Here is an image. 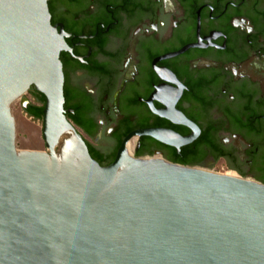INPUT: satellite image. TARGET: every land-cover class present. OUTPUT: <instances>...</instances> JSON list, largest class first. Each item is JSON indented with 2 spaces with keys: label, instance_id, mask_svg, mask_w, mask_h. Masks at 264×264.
<instances>
[{
  "label": "water",
  "instance_id": "1",
  "mask_svg": "<svg viewBox=\"0 0 264 264\" xmlns=\"http://www.w3.org/2000/svg\"><path fill=\"white\" fill-rule=\"evenodd\" d=\"M0 264H264V0H0Z\"/></svg>",
  "mask_w": 264,
  "mask_h": 264
},
{
  "label": "rangeland",
  "instance_id": "2",
  "mask_svg": "<svg viewBox=\"0 0 264 264\" xmlns=\"http://www.w3.org/2000/svg\"><path fill=\"white\" fill-rule=\"evenodd\" d=\"M213 172L226 174V175L229 173L228 168L223 161H219L216 163Z\"/></svg>",
  "mask_w": 264,
  "mask_h": 264
},
{
  "label": "flooded vegetation",
  "instance_id": "3",
  "mask_svg": "<svg viewBox=\"0 0 264 264\" xmlns=\"http://www.w3.org/2000/svg\"><path fill=\"white\" fill-rule=\"evenodd\" d=\"M74 127L76 128V130L80 133V135L83 137V139L86 141V143L88 144V145H91V146H95L88 138H86L85 136H84V134L82 133V131H81V129L79 128V126L78 125H74ZM137 152V149H136V145H135V142H134V150H133V155L135 154ZM224 163H225V165L227 166V162H226V160H222ZM228 168V167H227Z\"/></svg>",
  "mask_w": 264,
  "mask_h": 264
},
{
  "label": "bare ground",
  "instance_id": "4",
  "mask_svg": "<svg viewBox=\"0 0 264 264\" xmlns=\"http://www.w3.org/2000/svg\"><path fill=\"white\" fill-rule=\"evenodd\" d=\"M133 150H134V143L128 145L127 156H133ZM227 175L232 176L229 173Z\"/></svg>",
  "mask_w": 264,
  "mask_h": 264
},
{
  "label": "trees",
  "instance_id": "5",
  "mask_svg": "<svg viewBox=\"0 0 264 264\" xmlns=\"http://www.w3.org/2000/svg\"><path fill=\"white\" fill-rule=\"evenodd\" d=\"M134 155H138V153L136 152ZM217 163V162H216Z\"/></svg>",
  "mask_w": 264,
  "mask_h": 264
}]
</instances>
